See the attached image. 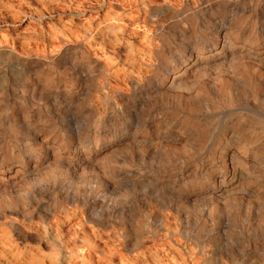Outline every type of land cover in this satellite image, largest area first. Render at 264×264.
<instances>
[{
  "label": "rangeland",
  "instance_id": "obj_1",
  "mask_svg": "<svg viewBox=\"0 0 264 264\" xmlns=\"http://www.w3.org/2000/svg\"><path fill=\"white\" fill-rule=\"evenodd\" d=\"M0 264H264V0H0Z\"/></svg>",
  "mask_w": 264,
  "mask_h": 264
},
{
  "label": "bare ground",
  "instance_id": "obj_2",
  "mask_svg": "<svg viewBox=\"0 0 264 264\" xmlns=\"http://www.w3.org/2000/svg\"><path fill=\"white\" fill-rule=\"evenodd\" d=\"M223 40V39H222ZM236 54V53H235ZM237 55H239V54H237ZM230 56V55H229ZM233 57H234V55H233ZM237 57V56H236ZM228 58V57H227ZM230 58V57H229ZM210 60V59H209ZM205 62V61H204ZM240 62V61H239ZM234 63H236V62H234ZM201 64H203V63H201ZM204 66V65H203ZM232 66V65H231ZM188 70H190V69H188ZM182 79V78H181ZM172 80V79H171ZM168 83V82H167ZM171 83V82H170ZM177 83V82H176ZM179 83V82H178ZM181 84V83H180Z\"/></svg>",
  "mask_w": 264,
  "mask_h": 264
}]
</instances>
